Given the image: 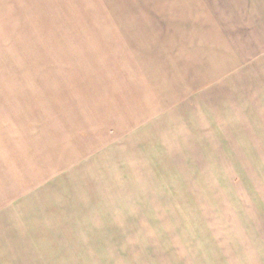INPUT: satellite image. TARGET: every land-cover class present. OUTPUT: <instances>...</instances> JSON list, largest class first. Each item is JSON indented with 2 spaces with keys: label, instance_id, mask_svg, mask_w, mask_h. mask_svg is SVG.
Masks as SVG:
<instances>
[{
  "label": "rangeland",
  "instance_id": "rangeland-1",
  "mask_svg": "<svg viewBox=\"0 0 264 264\" xmlns=\"http://www.w3.org/2000/svg\"><path fill=\"white\" fill-rule=\"evenodd\" d=\"M217 1L0 0V203L30 188L35 171L101 155L52 196L59 206L0 210V264H178L242 217L218 202L264 188V139L230 130L264 123V98L243 87L264 74L248 55L261 46L244 39L256 31L249 3ZM114 46L140 70L105 58ZM142 77V100L156 99L145 110L128 98ZM66 90L109 106L95 116L85 104L80 129L61 128L50 109ZM118 114L120 136L110 137ZM82 182L97 189L62 206Z\"/></svg>",
  "mask_w": 264,
  "mask_h": 264
},
{
  "label": "crops",
  "instance_id": "crops-1",
  "mask_svg": "<svg viewBox=\"0 0 264 264\" xmlns=\"http://www.w3.org/2000/svg\"><path fill=\"white\" fill-rule=\"evenodd\" d=\"M83 1L91 3L97 2L98 0ZM210 1L212 2V8L214 6H216V8L218 7V1L216 3L215 0ZM247 2L249 3V6L248 8L247 6L244 7V17L245 19H250V29H252V31L256 29V31L253 33H247V35L244 36V39H246L249 34L258 36V43H260L261 46L259 53L255 55L254 50H251L248 52V55L251 67L254 69L253 72H259L261 74L264 73V71H261V67L264 66V0H244V3L247 4ZM226 5L228 6V4ZM225 8L228 9L226 6ZM116 48V46L106 48L109 56H105V58L109 57V60L114 61L115 65L117 61H120V63L125 62L127 65L133 64L140 70L139 62H136L134 59L132 61L130 58L127 59L124 57L123 53L117 55L115 53ZM143 79L144 81L137 82L139 85L137 91L133 95L131 94L128 98L131 99V101H135L134 106L140 105L141 108L145 110L146 106L149 107L154 105L152 100L155 98L153 97L152 100H142L145 95L151 96L148 92V89H150V81L147 78L142 77V80ZM243 87L251 92L258 91L260 96L264 98V74L259 75L256 79L248 78L247 80V78H244ZM57 95H60V97L54 98L56 104H52L51 106V117L55 123L61 126V128L73 127L75 132L80 129V127L76 125L77 118H75V114L76 112L78 113L80 109H85V104H90L96 109L95 116H100V112L109 106L104 102L101 103L99 99L97 102V94L93 93L83 94V101L80 98L82 94L77 98V94L73 96V92L69 90H66L65 92L60 91ZM88 96H91L93 102L90 103L86 101ZM80 105L82 106L79 107ZM260 106H264V103L263 105L260 104ZM142 109L139 113H142ZM73 110H76L75 113ZM92 116L95 117L94 115ZM48 117L51 119L50 116ZM91 120L95 123H100L99 120L95 121L92 118ZM79 121L87 124L84 117ZM122 121V116L118 114L116 121L114 120V122L106 124L107 131H111L110 133H107L110 137H113L122 129L120 126ZM250 123L244 122L243 126L240 128L230 130H241V132H245L244 138L249 141L252 138H260V140H262V138L264 139V123ZM129 124L130 123L127 122L128 126L132 123ZM127 125L125 129L128 127ZM252 125L259 126L252 127ZM51 131L52 130H50L49 133H51ZM118 136L120 135H115L114 138H117ZM50 138L53 137L50 136ZM91 138L92 137H88V140ZM79 142L83 143L82 137H79V141L72 145V152H74L76 148H82V146L78 144ZM90 142L93 144L94 140ZM106 145L107 143L103 146ZM98 146L99 144L96 142L95 148ZM101 150L102 149L100 148L95 151ZM71 156L72 155L66 157ZM93 157H101V155L89 153L88 155L81 156L79 159L76 158V160L67 158V161L65 162L66 165L61 166L58 170H55L54 167L50 171H43L42 169L41 171L33 172L32 175L35 182L29 184L31 187L28 188V185H26L25 189L23 188L24 191L20 192L18 196H15L13 200L11 199V202L0 203V210L17 206H59L56 205L57 202L56 200L54 201L52 196L54 197L55 195L61 194L60 192L64 190L62 188L63 186H68L70 184L71 187H73L75 185L73 180H85L87 169L89 171V165H86V162L90 161ZM259 181L260 180H258V182ZM84 182L80 184L78 189L70 192L68 195L61 196L63 201L62 206H71V196L77 201V199L80 196H83V194L91 193L97 189L96 185L90 186L86 185ZM230 198L232 199V204H230V199L226 198L225 200L227 202H218V205L226 204V206H232V208H236L234 211H241L240 213L242 217L240 219L226 220L225 226L227 228L225 233L210 235L211 239H214L210 240V242L215 243L216 247L213 245L210 250L195 249L194 251H190L189 255L185 254V257L179 253L178 264H264V188L258 187L249 191H242Z\"/></svg>",
  "mask_w": 264,
  "mask_h": 264
}]
</instances>
